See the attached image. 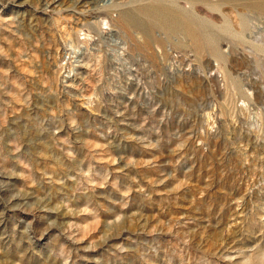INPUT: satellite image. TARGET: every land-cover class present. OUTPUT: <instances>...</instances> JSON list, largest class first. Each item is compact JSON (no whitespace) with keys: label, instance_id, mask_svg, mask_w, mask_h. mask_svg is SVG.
Returning <instances> with one entry per match:
<instances>
[{"label":"rangeland","instance_id":"1","mask_svg":"<svg viewBox=\"0 0 264 264\" xmlns=\"http://www.w3.org/2000/svg\"><path fill=\"white\" fill-rule=\"evenodd\" d=\"M233 5L0 0V264H264V17Z\"/></svg>","mask_w":264,"mask_h":264},{"label":"bare ground","instance_id":"2","mask_svg":"<svg viewBox=\"0 0 264 264\" xmlns=\"http://www.w3.org/2000/svg\"><path fill=\"white\" fill-rule=\"evenodd\" d=\"M224 3H232L233 6H243V8L246 9L247 12L251 14H256L259 16L264 17V0H222ZM169 12V11H168ZM167 12V13H168ZM171 13V12H169ZM159 14V17H165L164 19L166 22H168V26L174 28V29H184L187 30V23H189L191 20L187 19V16L183 13H175V14ZM135 24L140 25V22L133 21Z\"/></svg>","mask_w":264,"mask_h":264}]
</instances>
